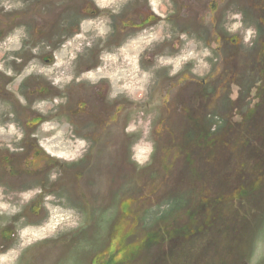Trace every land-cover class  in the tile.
Instances as JSON below:
<instances>
[{"label": "rangeland", "instance_id": "obj_1", "mask_svg": "<svg viewBox=\"0 0 264 264\" xmlns=\"http://www.w3.org/2000/svg\"><path fill=\"white\" fill-rule=\"evenodd\" d=\"M0 129L81 161L0 166V264H264V0H0Z\"/></svg>", "mask_w": 264, "mask_h": 264}, {"label": "flooded vegetation", "instance_id": "obj_2", "mask_svg": "<svg viewBox=\"0 0 264 264\" xmlns=\"http://www.w3.org/2000/svg\"><path fill=\"white\" fill-rule=\"evenodd\" d=\"M152 1L154 2V0ZM88 6L92 7L91 5H88ZM97 9L98 8L92 7L90 13L92 12L91 14H94L97 11ZM148 17L152 19V18H156V15H154V13L151 11ZM143 36H146V35H143ZM73 86H75L76 88L79 85L75 84ZM97 89H100V90H97L99 94H101L104 97L106 96L107 91H108L107 89H105L104 87L102 89L101 86ZM68 96L69 95L67 93H64L65 98H68ZM66 104L67 102L63 103V105H66ZM73 112L76 115L78 114L76 110H73ZM70 114L74 115L73 113H70V112L68 114L61 112V115L58 117L68 118ZM44 116H47V115L37 114L36 118H38L39 121L40 119L43 121ZM0 131H2L0 135L2 136L4 131L2 129H0ZM31 134L34 137L33 132ZM53 142H54V146L49 145L50 148H53L56 146L60 147L62 145H63L62 147L68 148L65 144L59 143L58 139H56ZM16 145H17L16 148L15 147L14 149L11 148L13 150H11L10 148L6 146H0V159H2V163H0L1 169L3 170V172L7 173L11 177L30 176V177H35L36 179L41 178L42 180H44L46 172L51 167L59 168L61 172H64L63 175H65L66 177L68 176L66 175L68 174L67 171H69V169L73 166V164H77L81 162L79 159L69 161V162H58V160L54 159L51 154L47 153L45 149L43 148V146L38 142V140L36 141L35 139L17 143ZM57 176L59 180L64 179L62 174H59ZM46 177L47 179H51L50 175H46ZM32 196L34 197L35 195H30V197ZM51 202L52 203H48L47 199L45 200V198H42L41 196H35L34 198H30L27 200V203L29 204L28 208L32 211L33 215H36L39 212L44 213L46 211H48V213L49 212L52 213L55 211H62L60 206L55 205V203L61 204V201L59 199L51 200ZM21 210H19L16 213H20ZM57 215L58 214H55V216ZM13 236H14V230L11 228V226H4L1 229V237L5 241L12 239Z\"/></svg>", "mask_w": 264, "mask_h": 264}, {"label": "bare ground", "instance_id": "obj_3", "mask_svg": "<svg viewBox=\"0 0 264 264\" xmlns=\"http://www.w3.org/2000/svg\"><path fill=\"white\" fill-rule=\"evenodd\" d=\"M84 28H87V26H84ZM153 36H154V35H148V36H146V37H150V38H152ZM144 38H145V37L143 36V37H139V39H137V42H136L137 47H136V49H135L137 52H138L139 49H140V47H139L138 44L141 43V42H143V39H144ZM154 38H156V37H153V39H154ZM131 43H132V42H131ZM60 55H63V54H60ZM63 56H64V55H63ZM99 75H100V74L97 73V74L95 75L96 78H97ZM0 132H2V131H0ZM0 135H1V133H0ZM2 136H3V135H2ZM58 138H59V136H57V139H58ZM59 139H60V138H59ZM59 143H62V142L59 141ZM60 145H61V144H60ZM53 146H54V145H53ZM62 146H63V145H62ZM62 146H60V147H57V146H56V147H53V148H50V147H49V149L56 150V151L58 150L59 152H63V153L68 152V151H67L68 148H65V147H62ZM51 147H52V146H51ZM56 151H55V152H56ZM53 152H54V151H53ZM143 152H144V150L141 149V151L138 152L137 156H138L139 158H142V153H143ZM59 154H60V153H59ZM69 154H70V153H69ZM55 213L58 214V212H55ZM55 217H56V216H55ZM55 217L52 218V219H53L52 222H54V220L56 221V219H54ZM56 218H57V217H56ZM58 218H60V216H58ZM61 220H62V218H61ZM28 231H29V230H28ZM33 232L36 233V234L38 233V231H33ZM40 232H41V230H40ZM38 234H40V233H38ZM41 234H42V233H41Z\"/></svg>", "mask_w": 264, "mask_h": 264}]
</instances>
